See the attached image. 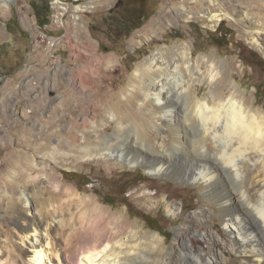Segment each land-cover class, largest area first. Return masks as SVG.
<instances>
[{
	"label": "rangeland",
	"instance_id": "rangeland-1",
	"mask_svg": "<svg viewBox=\"0 0 264 264\" xmlns=\"http://www.w3.org/2000/svg\"><path fill=\"white\" fill-rule=\"evenodd\" d=\"M119 1L10 0L6 7L0 2V264H24L31 256L30 251L23 252L17 235L28 230L24 224L27 217L33 216L31 212L42 223L43 232L46 225L53 228L60 220L55 209L59 191L41 179V171L35 168L30 173L28 164L7 166L15 156L22 158L28 153L36 159L46 150L53 151L58 140L63 146H57V151L66 155L58 154L54 160L46 156L51 181L60 184L61 189L67 187L81 196L92 197L114 212L116 220L122 219V224H134L140 243L137 254H147L149 249L140 234H159L163 239L160 250L168 248L175 229L186 224L189 232L185 239L189 243L198 239L196 248L202 247L199 231H211L222 239L218 228L223 231V227L210 206L204 205L211 212L203 223L193 220V212L201 204L192 186L150 175L143 166L131 167L100 153L104 151V140L118 134L116 118L123 117L125 135L137 125L136 120L140 121L144 142L153 151H158L161 138L168 137L169 129L155 112L152 101H145L139 90L128 94L132 72L157 48L169 50L177 43H188L193 57L213 56L226 72L231 71L229 65L233 61L235 75H229L230 81L234 77L240 90L264 109V32L242 24L247 17L243 7L235 2L227 9L223 4L217 5L218 0H140L142 11L151 14L125 35L120 27L124 24L114 23L109 16ZM129 1L132 3L123 0L114 11L116 17L125 20V27L137 20L129 17V12L139 10L138 0ZM44 7L49 8L48 20L40 26L35 9ZM187 11L191 17L183 16ZM206 12L219 16H199ZM256 35L259 41H255ZM219 37L217 44L215 38ZM96 59H108V65L98 63L91 68L95 72L91 78L98 87L96 95L106 112L93 122L89 112L82 122L94 97L81 87L78 74L90 69L85 65ZM191 84L192 91L201 90L199 98L212 96L206 82ZM76 121L80 122L79 128L75 127ZM101 125L108 128L99 137L94 127ZM84 134V147L67 149L71 136L83 139ZM120 142L116 138L113 145ZM22 191L35 196L30 197L31 207L21 199ZM164 198L181 205L182 212L168 215ZM44 203L55 210L46 219L38 215ZM122 230L128 233L131 228ZM51 235L55 237L56 233L52 231ZM76 243L69 253L77 250Z\"/></svg>",
	"mask_w": 264,
	"mask_h": 264
},
{
	"label": "bare ground",
	"instance_id": "bare-ground-1",
	"mask_svg": "<svg viewBox=\"0 0 264 264\" xmlns=\"http://www.w3.org/2000/svg\"><path fill=\"white\" fill-rule=\"evenodd\" d=\"M9 1L0 0L5 7ZM218 1L217 5L223 4L226 8L230 3L239 4L247 17L242 24L264 32V0ZM190 13L187 11L183 16L191 17ZM199 16L217 19L219 15L206 12ZM255 39L260 40L258 36ZM167 49L157 48L136 66L128 94L133 95V90H139L145 101H152L155 112L169 129L168 137L161 138L157 142L158 151H153L144 142L140 121L136 120L137 125L125 135L123 117L116 118L118 134L105 138L104 151L100 154L131 167L143 166L150 175L192 186L201 204L193 212L196 216L192 219L203 223L211 212L204 205L210 206L223 227V231L218 228L222 239L211 231H199L197 235L203 237L202 247L196 248L198 239L190 243L185 239L189 232L186 224L175 229L174 240L168 248L160 250L163 239L159 234H140L149 249L147 254H137L140 243L135 237L134 224H122V219L116 220L114 212L92 197L81 196L67 187L61 189L60 184L51 181L46 156H51L52 160L58 154L66 155L57 151V146H63L58 140L53 151L46 150L36 155V159L28 153L22 158L15 156L7 165L28 164L30 173L38 168L41 179L59 191L55 209L60 220L56 226L44 225L43 232L42 223L35 218V212H31L33 216L27 217L24 224L28 230L17 232L23 252L24 249L31 252L24 264H264V109L240 90L234 77L230 81L229 75H235L233 61L229 65L231 71L226 72L220 60L213 56L193 57L188 43H177ZM101 59L89 62L85 68L90 69L78 74L81 87L89 91V97H94L86 114L82 115V122L89 112L92 122L103 117L106 109L96 95L98 87L91 78L95 73L91 68L98 63L108 65V59ZM191 81L206 82L212 96L199 98L201 90L194 88L192 91ZM75 127H80L79 121ZM107 128V125H101L95 126L94 130L101 137ZM85 136L83 139L71 136L67 149L84 147ZM116 138L121 142L114 146ZM31 196L34 195L25 191L20 194L27 207L32 205ZM164 206L168 215L177 216L182 212L181 205L167 200ZM54 212L44 203L38 215L47 218ZM124 227L131 231L126 233L122 230ZM52 231L56 233L55 237H52ZM75 243L77 250L71 254L69 251Z\"/></svg>",
	"mask_w": 264,
	"mask_h": 264
},
{
	"label": "trees",
	"instance_id": "trees-1",
	"mask_svg": "<svg viewBox=\"0 0 264 264\" xmlns=\"http://www.w3.org/2000/svg\"><path fill=\"white\" fill-rule=\"evenodd\" d=\"M127 3L128 2H130V3H132V1H129V0H125ZM139 1L140 0H138L137 2H136V4H137V8H139V10L136 12V13H133L132 11H130L129 12V17H135L137 20L135 21V23H133V25H130L129 27H125L124 25L126 24V23H124L125 22V20H123V19H121L122 17H116L114 14V11L116 10V9H118L122 4H123V0H121V1H119V3L115 6V8L113 9V10H111L110 11V13H109V16L111 17V21H113L114 23H118V25H121V24H124V25H122V26H120V27H122V30H123V33L125 34V35H127V34H129V32L130 31H132L133 29H135V28H137V27H139L141 24H142V21L144 20V19H148L149 18V16H150V14H151V12H143L142 11V3H139ZM136 7V6H135ZM48 13H49V8L48 7H44V8H41V9H39V8H36L35 9V14H36V18H37V21H38V24L40 25V26H42V25H44L45 23H47V16H48ZM221 37V36H220ZM220 37L219 38H215V41H216V43L217 44H219V42H218V39H220ZM214 40V39H213ZM85 183H88V180L87 181H85Z\"/></svg>",
	"mask_w": 264,
	"mask_h": 264
},
{
	"label": "snow or ice",
	"instance_id": "snow-or-ice-1",
	"mask_svg": "<svg viewBox=\"0 0 264 264\" xmlns=\"http://www.w3.org/2000/svg\"><path fill=\"white\" fill-rule=\"evenodd\" d=\"M262 214H264V212H262Z\"/></svg>",
	"mask_w": 264,
	"mask_h": 264
}]
</instances>
